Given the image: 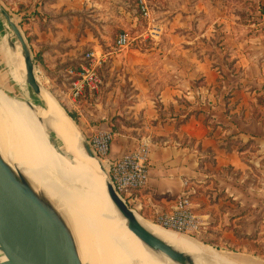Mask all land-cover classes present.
<instances>
[{
	"label": "crops",
	"instance_id": "1",
	"mask_svg": "<svg viewBox=\"0 0 264 264\" xmlns=\"http://www.w3.org/2000/svg\"><path fill=\"white\" fill-rule=\"evenodd\" d=\"M173 2L155 0L152 9L162 17ZM120 3L121 14L109 0H45L24 11L44 71L59 70L82 51L112 50L118 34L110 29L134 31L143 21L134 0ZM130 3L134 15L124 10ZM254 4L256 23H227L221 34L207 18L210 11L198 4L197 15L186 16L200 29L190 41L178 29L189 25L180 24L177 12L173 29L165 25L163 34L153 35L160 44L115 53L112 69L128 76L136 97L133 116L142 115L141 133L151 135L148 183L135 194L139 214L154 222L156 212L190 194L202 227L196 240L237 264H264V0ZM148 32L144 38L152 36ZM7 77L13 81L10 66ZM79 123L88 136L105 129L81 118ZM129 130L113 137L112 158L144 143Z\"/></svg>",
	"mask_w": 264,
	"mask_h": 264
},
{
	"label": "bare ground",
	"instance_id": "2",
	"mask_svg": "<svg viewBox=\"0 0 264 264\" xmlns=\"http://www.w3.org/2000/svg\"><path fill=\"white\" fill-rule=\"evenodd\" d=\"M3 42L0 51L10 64V76L24 89L21 50L15 45L14 52L10 41ZM1 95L4 94L0 93L1 155L67 222L84 264H173L152 252L128 229L106 196V171L100 169L48 91L43 88L38 106L29 100L19 102ZM29 105L37 110L32 111ZM38 118L49 123L63 155L56 152ZM138 216L154 235L195 257L198 264H237L222 253ZM5 259L0 253V261Z\"/></svg>",
	"mask_w": 264,
	"mask_h": 264
},
{
	"label": "rangeland",
	"instance_id": "3",
	"mask_svg": "<svg viewBox=\"0 0 264 264\" xmlns=\"http://www.w3.org/2000/svg\"><path fill=\"white\" fill-rule=\"evenodd\" d=\"M43 1L45 0H0V5L4 9H6L11 15L12 19L19 24L23 36L31 51V54L33 55L36 66V73L38 80L41 84V87L44 88V90L48 91V93L52 96L53 100L55 101L56 105L58 104L57 107L63 113L66 120H68L71 123L73 128L77 129L80 137L90 147H91L90 145L91 139L96 135L97 132L108 131L113 134V137H115L117 134L121 132V129L123 131L130 129L131 131L129 130L128 132H130L132 135L141 136L142 138L141 141L143 140L144 143H148V144L149 142L151 143L150 141L151 135L145 132L141 133L143 131V122H144L142 115L140 116L136 114L135 111V114L137 116H133L134 109L132 107L135 106L136 97H135L134 89L131 88L130 83L128 82L127 79L128 76L124 77L122 70H112L114 66L115 53L119 54L121 53L122 50H129L133 46H137V45L140 47L141 46L146 47L148 45L154 46L157 43L160 44V39L159 40L155 39L153 35H159L160 33L163 34L164 31L163 29L165 25H167L166 28L173 29V27L176 26L175 24H177L176 23L177 12L178 15H180L181 13V16L178 17L180 24L181 22H183L182 20H185L184 22H187L189 25V26L185 25L187 26L186 28H178V29L182 31V34L183 32L186 31L185 32L186 41H190L191 37L194 35L193 33L195 31L198 32V30L200 29L195 28V20L193 18H190L188 20L186 16H188V14L190 16L192 14L197 15V11L195 9L198 4L199 7H204V9L210 11V14L209 16H207V18L210 21V23L212 24L213 22L215 23L214 27H216V29H219L220 34L223 25L227 23H233V22L237 23L239 21L243 23V25H245V24L256 23L257 22L256 19H259V16L255 15L256 5L254 4V0H210V2H208V0H174L175 2H173L174 3L173 6H170L169 8L170 13L167 14L168 16L164 14L162 17L161 16L159 17L157 13L159 11L158 8H156L155 10L153 9L152 19L150 21H145V20L142 21L141 19H139L140 21L137 24V26H135L134 31H131V29L128 30L126 27L120 30L118 28H114L115 31L117 30L115 33V31L112 32L110 29V35L113 34L120 35L124 32L127 33L128 35L130 34L129 36L131 38V44L127 47V49H118L116 47L117 38L116 39L114 38L112 39V43H111L113 45V49L112 50L110 49L113 55L110 54V51H106V52H101L96 50L88 51V52L91 51L95 52L96 56L100 58L101 61H103L101 66L98 68L103 83L98 93L87 92L84 94L83 97L75 101L70 91L69 78L68 75L66 74V71L68 68H79L81 65H83L84 57L88 52L85 53L82 51L80 54L75 55L73 57V59L75 58L74 60L65 63L64 65L59 67V70L57 69L55 70L54 68L51 71L48 70L44 71V68L40 65L41 63L38 57L34 56L31 37L29 36V31L26 30V25L29 23V21L27 20L23 21V17H22V13L30 9L33 6V4L36 3L38 5V3ZM109 1L112 4V8L117 9L118 11L117 14H121L119 12V8L117 7H120L119 5H122L120 3L122 0H109ZM131 5L132 4L130 3L129 9H126V7H124V10L125 11L130 10V12L132 13L134 8ZM182 9L185 12H182ZM203 15L205 18L207 13H203ZM96 25L99 26V23H96ZM233 26L236 27L237 25L234 24ZM144 30L151 31L148 32L149 33L148 35H152V36H149V38H144L143 37ZM139 34L140 37L136 39V36H138ZM4 40L7 42L10 41L14 43L21 50L20 43L18 42L14 34L11 32V30L6 26V22L0 15V46L1 47L4 46V42H3ZM186 41L184 42V45H188ZM7 73L9 74V66L7 64L3 65V62L0 59V93L4 94L1 95L2 98L15 100L19 102L21 101V99L29 100L31 102H34L36 106L40 105V100L34 95V93L31 91V89L27 86L26 83L23 89L20 86V84L18 85L14 81H9L7 77L8 75ZM80 118L85 119L87 122H89L92 125V127L95 126L99 128V126H104L105 129L103 128V130H94L93 134L88 136L82 130V126L79 123ZM50 138L54 142V144L57 145L58 149L61 152H63L60 145V141L57 140L53 134H50ZM101 165L105 170L106 166L104 167L102 163ZM149 222L159 225L155 221L154 222L149 221ZM201 229L202 227L200 228L199 231L189 235L182 233L179 234L185 238L194 240L198 243L199 241L196 239H197V235L201 232ZM210 246L211 247L209 246L206 247L211 249L216 248L213 245Z\"/></svg>",
	"mask_w": 264,
	"mask_h": 264
},
{
	"label": "water",
	"instance_id": "4",
	"mask_svg": "<svg viewBox=\"0 0 264 264\" xmlns=\"http://www.w3.org/2000/svg\"><path fill=\"white\" fill-rule=\"evenodd\" d=\"M0 15L21 45L25 83L40 100L43 88L37 77L33 55L20 26L1 5ZM10 45L16 52L15 44L11 42ZM29 108L32 111L37 110L32 105H29ZM38 121L48 138L50 134L55 136L47 121L42 118H38ZM52 145L57 153L63 155L53 141ZM86 147L96 158L100 169L104 171L101 165L104 163L88 144ZM105 176L104 189L109 202L125 219L128 229L145 246L173 264H198L195 257L162 241L147 229L139 219L138 213L132 210L116 192L108 172ZM0 253L7 257L0 261V264H84L67 222L46 199L35 192L23 176L5 161L1 152Z\"/></svg>",
	"mask_w": 264,
	"mask_h": 264
},
{
	"label": "built area",
	"instance_id": "5",
	"mask_svg": "<svg viewBox=\"0 0 264 264\" xmlns=\"http://www.w3.org/2000/svg\"><path fill=\"white\" fill-rule=\"evenodd\" d=\"M155 0H134L135 11L145 21L152 19V5ZM131 44V38L127 33H122L116 39L118 49L127 48ZM103 61L95 52L87 53L84 64L79 68H68L66 74L69 78V86L74 100H78L85 93H98L102 86V78L99 67ZM113 134L108 131H99L91 139V148L94 154L104 163L116 192L139 214L141 204L138 203L136 193L144 189L149 179V145L143 143L134 152L115 159L110 156ZM156 223L165 229L182 234H192L200 230L201 221L193 209L191 196L188 193L181 194L175 205L169 211L156 212Z\"/></svg>",
	"mask_w": 264,
	"mask_h": 264
},
{
	"label": "trees",
	"instance_id": "6",
	"mask_svg": "<svg viewBox=\"0 0 264 264\" xmlns=\"http://www.w3.org/2000/svg\"><path fill=\"white\" fill-rule=\"evenodd\" d=\"M75 69H77V68H75ZM101 75V74H100ZM72 117V116H71Z\"/></svg>",
	"mask_w": 264,
	"mask_h": 264
}]
</instances>
